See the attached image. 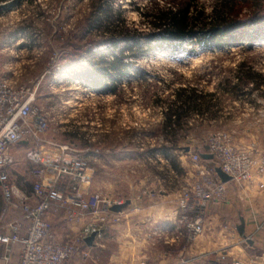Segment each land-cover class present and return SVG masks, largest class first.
<instances>
[{"label": "rangeland", "instance_id": "rangeland-1", "mask_svg": "<svg viewBox=\"0 0 264 264\" xmlns=\"http://www.w3.org/2000/svg\"><path fill=\"white\" fill-rule=\"evenodd\" d=\"M182 1L0 0L5 78L14 87L28 89V97L49 114L47 148L48 143L69 145L90 160L97 187L93 191L104 198L122 201L131 194L128 187L133 182L141 184L143 152L177 150V161L183 171L188 169V177L197 174L190 152L206 151L208 140L217 133L232 147L251 151L256 159L264 155V103L257 102H264V78L236 77L244 73L239 69L243 63L264 74V0L240 1L237 9L242 8L241 19L249 26L236 35L237 44L206 46L197 38L173 44L151 41L156 47L149 46L147 35L158 31L154 15ZM224 1L200 0L194 10H202L205 20H210L217 9L231 7ZM125 30L140 36L123 38ZM116 58H121L120 71L110 66ZM103 60L101 67L110 66L108 70L97 69ZM85 71L115 89L95 91L82 81ZM235 83L244 86L242 93L229 89ZM184 88L216 93V99H210L208 111L193 108L192 100L183 105L186 112L180 125L173 123L171 129L165 125L167 113L181 108L184 98L177 92ZM25 151V146L14 149L18 162L11 176L18 186H29L32 180ZM187 181L179 172L178 197ZM65 235L60 238H71Z\"/></svg>", "mask_w": 264, "mask_h": 264}, {"label": "built area", "instance_id": "built-area-1", "mask_svg": "<svg viewBox=\"0 0 264 264\" xmlns=\"http://www.w3.org/2000/svg\"><path fill=\"white\" fill-rule=\"evenodd\" d=\"M3 68L0 60V189L6 201L0 217V259L10 264L19 247L18 264H69L80 254L85 239L100 230L94 219L107 222L114 215L113 205L123 201L90 191L95 169L90 160L69 145L48 143L46 147L49 114L28 97V89L14 87L5 78ZM19 146L26 147L25 160L30 165L32 189L29 192L12 181V170L18 162L14 149ZM203 153L213 158L205 159ZM190 160L197 174L180 191L176 208V237L183 235L188 243L205 230L211 203L227 198L228 184L241 189L252 185L254 172L264 175V155L256 159L251 151L232 147L221 133L208 140L206 151L192 150ZM209 161L215 164L210 166ZM217 167L230 176V181L221 180ZM15 205H19L22 219L27 222L24 233L22 220L6 223L7 209ZM53 216L70 222L92 217L93 222L78 231L74 240L72 237L61 239L54 229ZM225 261L226 255L222 253L213 264H225ZM231 264L244 263L233 261Z\"/></svg>", "mask_w": 264, "mask_h": 264}, {"label": "crops", "instance_id": "crops-1", "mask_svg": "<svg viewBox=\"0 0 264 264\" xmlns=\"http://www.w3.org/2000/svg\"><path fill=\"white\" fill-rule=\"evenodd\" d=\"M179 172L185 175L186 181L191 177H188V169L183 171L179 165L177 150L141 153V184L133 182L128 187L131 194L122 199L123 203L128 200L130 203L120 212L113 211L114 215H110L106 223L94 219L100 232L93 245L84 241L72 264H213L222 253L226 255L225 264L233 261L264 264V175L254 172L252 185L241 189L228 184L227 198L211 203L205 230L188 243L185 236L176 237ZM19 186L26 192L32 189L31 184ZM94 189L97 187L92 182L90 191ZM5 208L0 189V217ZM22 215L19 205L12 206L7 209L6 223L22 220L24 233L27 222ZM242 220L246 236L253 241V244L247 242V246L241 240L245 237L238 231ZM52 222L59 237L66 233L70 238L92 223L93 218L70 222L53 216ZM158 230L161 233H157ZM18 249L16 247L10 264H18ZM0 264L6 263L0 259Z\"/></svg>", "mask_w": 264, "mask_h": 264}, {"label": "trees", "instance_id": "trees-1", "mask_svg": "<svg viewBox=\"0 0 264 264\" xmlns=\"http://www.w3.org/2000/svg\"><path fill=\"white\" fill-rule=\"evenodd\" d=\"M199 1L200 0H183L180 4L161 8L158 13L154 15L155 20L153 22L154 28L158 31H154L147 35L149 38L147 41L149 46L156 47L150 45L151 41L159 42L168 40L172 43L173 41H192L197 38H202L205 41L204 44L206 46L214 44L215 47H221L225 44H237L238 37H236V35L238 32L240 31L243 34L249 26L248 23L243 22L241 19L242 8L237 9L241 0H225L224 2L228 3L231 7H228L226 10L217 9L215 15H213L210 20H205L206 14L202 10H194V7L199 3ZM244 1L246 4H249V0ZM124 32L123 38L126 39H137V37L140 36L138 33H136V35L134 33L130 34L131 32H129V30H125ZM225 37L228 38L225 39ZM135 44H139V41L135 42ZM173 46L175 49L179 48V44ZM92 53L93 51H91V54ZM104 62L105 61L103 60L101 63H98L97 69L104 68L105 70H108V67L111 66L113 70L120 71V67L122 66L121 58H116L115 61L110 63V66L101 67V64ZM244 67L248 68L247 71ZM239 69L244 71V73L236 74V77L241 81L245 79L261 81L264 78V74L252 72L251 67H246L244 63L239 66ZM81 78L84 83L89 84L95 91L107 93L115 89V87L108 85L106 81L93 80L92 76H90L87 72L84 73ZM259 85L260 84L257 83L256 88H258ZM229 89L234 92L242 93L244 91V86L241 83H235L233 86L229 87ZM177 93L181 99H184L181 108L178 107L176 110L170 109L167 113L165 125L169 128L171 127V124L173 125V123L177 127L180 125V120L183 118L184 112H186L183 105L186 107V104H189L191 100L194 102L193 108L202 112L205 111V109L208 111L211 107V98L216 99V93L203 94L196 88L180 89ZM206 98H209V100L205 101ZM201 99V104L195 103ZM204 102H207L206 106L204 105ZM198 105H200V107ZM213 106H216V103H214ZM173 116H176L175 121L173 120Z\"/></svg>", "mask_w": 264, "mask_h": 264}, {"label": "water", "instance_id": "water-1", "mask_svg": "<svg viewBox=\"0 0 264 264\" xmlns=\"http://www.w3.org/2000/svg\"><path fill=\"white\" fill-rule=\"evenodd\" d=\"M188 150H190V148H189ZM202 157L205 158V159H212V158H213V155H211V154H207V153H203V154H202ZM216 172H217V174L219 175V177L221 178V180H222L223 182H228V181H230V179H231L230 176H229L228 174H226V173L222 170L221 167H217V168H216ZM129 203H130V201L128 200V201H126L125 203H122V204H115V205H113V207L111 208V210L114 211V212H120V211H122L123 208H125ZM238 231H239V233H240V235H241L242 237H245V239L247 240L248 243L253 244V241H252L249 237H247L246 234H245V222H244V220H242L241 224L238 226ZM99 232H100L99 230L94 231L89 237H87V238L85 239L86 243H87L88 245H93V241H94L95 237L97 236V234H98Z\"/></svg>", "mask_w": 264, "mask_h": 264}]
</instances>
